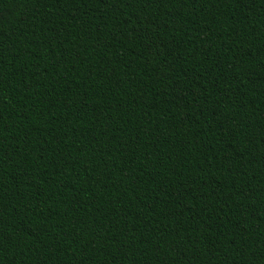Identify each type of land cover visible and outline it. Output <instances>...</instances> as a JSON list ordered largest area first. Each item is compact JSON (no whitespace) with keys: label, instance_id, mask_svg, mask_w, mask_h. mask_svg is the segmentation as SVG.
Here are the masks:
<instances>
[{"label":"trees","instance_id":"trees-1","mask_svg":"<svg viewBox=\"0 0 264 264\" xmlns=\"http://www.w3.org/2000/svg\"><path fill=\"white\" fill-rule=\"evenodd\" d=\"M0 264H264V0H0Z\"/></svg>","mask_w":264,"mask_h":264}]
</instances>
